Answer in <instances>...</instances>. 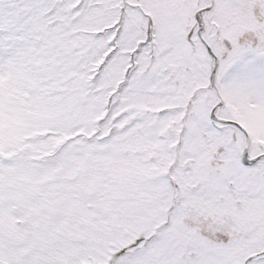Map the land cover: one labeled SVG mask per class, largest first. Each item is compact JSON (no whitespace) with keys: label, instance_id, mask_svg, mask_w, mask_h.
Instances as JSON below:
<instances>
[{"label":"snow or ice","instance_id":"obj_1","mask_svg":"<svg viewBox=\"0 0 264 264\" xmlns=\"http://www.w3.org/2000/svg\"><path fill=\"white\" fill-rule=\"evenodd\" d=\"M0 264H264V0H0Z\"/></svg>","mask_w":264,"mask_h":264}]
</instances>
